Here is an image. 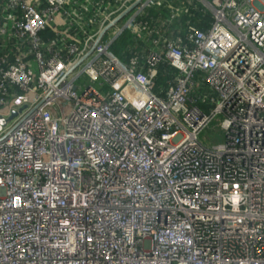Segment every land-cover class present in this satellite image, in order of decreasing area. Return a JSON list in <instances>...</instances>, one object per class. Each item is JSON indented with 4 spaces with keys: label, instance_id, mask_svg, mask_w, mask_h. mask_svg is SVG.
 Listing matches in <instances>:
<instances>
[{
    "label": "built area",
    "instance_id": "obj_1",
    "mask_svg": "<svg viewBox=\"0 0 264 264\" xmlns=\"http://www.w3.org/2000/svg\"><path fill=\"white\" fill-rule=\"evenodd\" d=\"M0 264H264V0H0Z\"/></svg>",
    "mask_w": 264,
    "mask_h": 264
},
{
    "label": "trees",
    "instance_id": "obj_2",
    "mask_svg": "<svg viewBox=\"0 0 264 264\" xmlns=\"http://www.w3.org/2000/svg\"><path fill=\"white\" fill-rule=\"evenodd\" d=\"M212 20V16L208 11H202V10H198L197 12L191 10L188 14H186L183 18V20L180 23V27L181 29L185 28L186 25L189 24H194L196 25L198 28L201 29H206L209 27L210 22ZM180 29V31H181ZM128 42H131V37L129 35V33L126 31L124 32L117 40H115V42H113V44L111 45V50L120 58H125L126 57V53L124 51V47L125 45L128 44ZM170 79V76H167V74H159L158 76V82L157 84H161L163 86H166L167 80ZM208 90L205 89L203 87V85H200L197 89H196V94L197 95H204L206 94L207 97H213V94L210 93ZM198 104L204 109V110H208L209 109V105L205 104L204 102L198 100Z\"/></svg>",
    "mask_w": 264,
    "mask_h": 264
},
{
    "label": "rangeland",
    "instance_id": "obj_3",
    "mask_svg": "<svg viewBox=\"0 0 264 264\" xmlns=\"http://www.w3.org/2000/svg\"><path fill=\"white\" fill-rule=\"evenodd\" d=\"M163 1L168 3H173L175 0H163ZM99 82L100 80H98L97 82H91L85 76H81L76 83L81 86L87 84H92L93 86H97ZM220 119L221 117L219 115L214 117L210 121V123L199 133L198 135L199 141L203 143L205 146H212L213 144L222 140L223 132L219 126Z\"/></svg>",
    "mask_w": 264,
    "mask_h": 264
},
{
    "label": "water",
    "instance_id": "obj_4",
    "mask_svg": "<svg viewBox=\"0 0 264 264\" xmlns=\"http://www.w3.org/2000/svg\"><path fill=\"white\" fill-rule=\"evenodd\" d=\"M13 115H15V113H14V112L12 113V116H13ZM10 118H11V117H9V119H10ZM4 122H5V120H2V123H4Z\"/></svg>",
    "mask_w": 264,
    "mask_h": 264
}]
</instances>
